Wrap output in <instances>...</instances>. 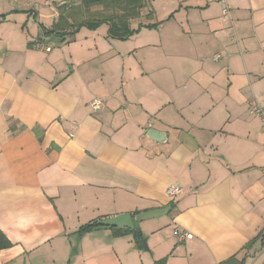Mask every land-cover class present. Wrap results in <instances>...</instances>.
<instances>
[{
	"label": "crops",
	"instance_id": "obj_1",
	"mask_svg": "<svg viewBox=\"0 0 264 264\" xmlns=\"http://www.w3.org/2000/svg\"><path fill=\"white\" fill-rule=\"evenodd\" d=\"M67 1L0 0V264H264V0H149L128 39L53 47ZM167 206L136 222L147 249L77 232Z\"/></svg>",
	"mask_w": 264,
	"mask_h": 264
},
{
	"label": "trees",
	"instance_id": "obj_2",
	"mask_svg": "<svg viewBox=\"0 0 264 264\" xmlns=\"http://www.w3.org/2000/svg\"><path fill=\"white\" fill-rule=\"evenodd\" d=\"M69 2L72 5L60 14L58 23L52 27L44 28L46 36L57 35L65 38L68 34H74L80 27L86 26L94 29L106 23L109 26V37L128 39L139 29L132 27V20L138 17L150 3L149 0H72ZM100 227L106 226L101 225L99 219H95L81 225L77 232L84 234ZM109 227L114 229L117 235H133L137 243L144 238L143 232L136 223L134 229ZM11 245L10 240L0 229V249L8 248ZM165 261V259H161L154 264H165ZM221 264H239V262L233 257Z\"/></svg>",
	"mask_w": 264,
	"mask_h": 264
},
{
	"label": "water",
	"instance_id": "obj_3",
	"mask_svg": "<svg viewBox=\"0 0 264 264\" xmlns=\"http://www.w3.org/2000/svg\"><path fill=\"white\" fill-rule=\"evenodd\" d=\"M71 5H72L71 2L69 1L64 2L62 6L59 7L60 12L62 13L65 12ZM62 40H64V37L52 35L48 38L47 42L55 45H60ZM147 135L153 140L161 141V138L164 134L163 132H160L156 129H150ZM170 209L171 207L167 206L163 208L150 209L135 215H132L131 213H122L116 216L102 219L99 221V223L104 226L125 227L129 229H134L136 222L163 216L167 214L170 211ZM138 246L147 249L148 248L147 237L142 238L139 241Z\"/></svg>",
	"mask_w": 264,
	"mask_h": 264
},
{
	"label": "built area",
	"instance_id": "obj_4",
	"mask_svg": "<svg viewBox=\"0 0 264 264\" xmlns=\"http://www.w3.org/2000/svg\"><path fill=\"white\" fill-rule=\"evenodd\" d=\"M223 2H226V0H222ZM223 14L224 15H230V9L228 6H225L223 8ZM38 44L46 49L47 51L51 50V47L46 45V43L42 40L38 41ZM105 105V100L102 97H96L94 98L92 101H90V106L93 109L94 112H99ZM249 112L257 117H259V119L262 121L263 125H264V107L261 106L258 103L252 104L249 107ZM72 136V134H71ZM181 187L176 186V185H172L167 189V194L169 197H175L176 195H178L181 192ZM175 234L179 237V238H192L193 235L187 232H180L178 228L175 229Z\"/></svg>",
	"mask_w": 264,
	"mask_h": 264
},
{
	"label": "rangeland",
	"instance_id": "obj_5",
	"mask_svg": "<svg viewBox=\"0 0 264 264\" xmlns=\"http://www.w3.org/2000/svg\"><path fill=\"white\" fill-rule=\"evenodd\" d=\"M50 45H52L53 47L55 46V47H57L58 45H55V44H50ZM134 238V237H133ZM135 239V238H134Z\"/></svg>",
	"mask_w": 264,
	"mask_h": 264
}]
</instances>
